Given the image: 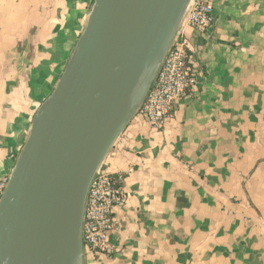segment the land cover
<instances>
[{"label":"crops","instance_id":"crops-1","mask_svg":"<svg viewBox=\"0 0 264 264\" xmlns=\"http://www.w3.org/2000/svg\"><path fill=\"white\" fill-rule=\"evenodd\" d=\"M180 34L195 80L163 130L137 115L106 158L124 176L115 252L95 264H264V0H209ZM95 0H0V177L58 85ZM86 264H93L91 259Z\"/></svg>","mask_w":264,"mask_h":264},{"label":"water","instance_id":"water-1","mask_svg":"<svg viewBox=\"0 0 264 264\" xmlns=\"http://www.w3.org/2000/svg\"><path fill=\"white\" fill-rule=\"evenodd\" d=\"M193 0H95L0 200V264H86L90 186L139 114Z\"/></svg>","mask_w":264,"mask_h":264},{"label":"built area","instance_id":"built-area-1","mask_svg":"<svg viewBox=\"0 0 264 264\" xmlns=\"http://www.w3.org/2000/svg\"><path fill=\"white\" fill-rule=\"evenodd\" d=\"M213 7L209 0H193L188 14V24L200 36L207 35L213 27ZM194 59L182 34L170 49L157 79L142 106L139 116L156 130H163L173 119L177 104L187 95L195 80ZM9 177H0V200ZM124 176L113 174L104 164L96 174L88 193L83 241L85 259L97 263L101 256L110 257L115 252L110 236L116 230V207L127 201L123 190Z\"/></svg>","mask_w":264,"mask_h":264}]
</instances>
